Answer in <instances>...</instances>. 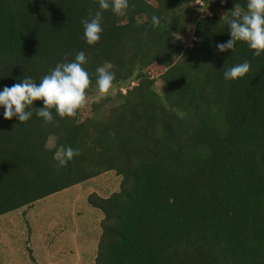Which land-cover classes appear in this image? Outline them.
<instances>
[{
	"label": "trees",
	"instance_id": "1",
	"mask_svg": "<svg viewBox=\"0 0 264 264\" xmlns=\"http://www.w3.org/2000/svg\"><path fill=\"white\" fill-rule=\"evenodd\" d=\"M193 2L103 10L101 38L89 45L82 21L98 0H0V91L25 76L39 84L79 51L92 81L86 93L97 67L115 73L113 95L72 118L52 109L46 124L35 113L42 100L24 123L0 107V215L113 171L117 190L87 197L101 213L93 264H264V53L254 57L242 41L216 48L247 0ZM189 25V45L173 43ZM245 61V76L224 79ZM61 146L80 155L57 168Z\"/></svg>",
	"mask_w": 264,
	"mask_h": 264
},
{
	"label": "clouds",
	"instance_id": "2",
	"mask_svg": "<svg viewBox=\"0 0 264 264\" xmlns=\"http://www.w3.org/2000/svg\"><path fill=\"white\" fill-rule=\"evenodd\" d=\"M98 3L100 10L94 14L90 11L91 19L82 21L84 38L89 45H95L101 38L103 10L111 8L115 15L124 16L129 8V0H98ZM246 9L242 12L236 5L231 11V18L227 20L230 39L216 45L219 52L232 50L238 41H242L254 50V57L264 53V0H247ZM225 17L226 14L222 18ZM160 25V18L153 15L152 28H159ZM86 63L85 53L79 51L74 61L57 63L41 78L39 84L31 77L25 76L21 82L11 87L5 86L0 91V107L5 109L4 119L11 120L16 117L20 123L27 122L33 114L28 109L32 108L33 102L37 100L43 101V107L35 109V113L43 118L46 124L54 123L52 109H55L56 114L61 118L75 117L78 110L87 106L86 90L92 83L90 74L83 67ZM250 68L249 61L237 64L224 72V79L241 78L250 71ZM95 71L98 94L100 97H105L113 87L115 73L106 66H99ZM46 147L55 148V142L50 139ZM78 155H80L78 149L61 146L54 152L53 159L57 161V168H63Z\"/></svg>",
	"mask_w": 264,
	"mask_h": 264
},
{
	"label": "rangeland",
	"instance_id": "3",
	"mask_svg": "<svg viewBox=\"0 0 264 264\" xmlns=\"http://www.w3.org/2000/svg\"><path fill=\"white\" fill-rule=\"evenodd\" d=\"M191 26L184 33L171 35V41L188 46ZM148 72L153 76L157 70ZM160 86L155 80L156 91ZM114 92L115 86L106 96ZM86 95L87 104L104 98L99 96L96 84ZM119 179L113 171H106L0 215V264H93L101 213L87 202V197L108 196L117 190Z\"/></svg>",
	"mask_w": 264,
	"mask_h": 264
},
{
	"label": "built area",
	"instance_id": "4",
	"mask_svg": "<svg viewBox=\"0 0 264 264\" xmlns=\"http://www.w3.org/2000/svg\"><path fill=\"white\" fill-rule=\"evenodd\" d=\"M193 1H194V0H193ZM196 1L199 3V0H196ZM197 2H196V3H197ZM121 91H123V89H121Z\"/></svg>",
	"mask_w": 264,
	"mask_h": 264
}]
</instances>
